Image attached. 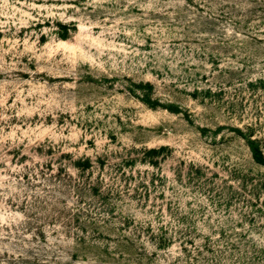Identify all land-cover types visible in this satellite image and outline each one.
I'll return each mask as SVG.
<instances>
[{
  "label": "rangeland",
  "instance_id": "rangeland-1",
  "mask_svg": "<svg viewBox=\"0 0 264 264\" xmlns=\"http://www.w3.org/2000/svg\"><path fill=\"white\" fill-rule=\"evenodd\" d=\"M0 264H264V0H0Z\"/></svg>",
  "mask_w": 264,
  "mask_h": 264
}]
</instances>
